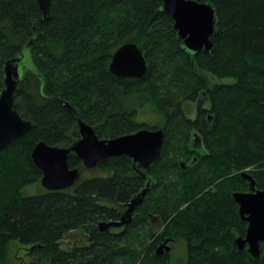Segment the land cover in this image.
I'll use <instances>...</instances> for the list:
<instances>
[{"label":"trees","instance_id":"trees-1","mask_svg":"<svg viewBox=\"0 0 264 264\" xmlns=\"http://www.w3.org/2000/svg\"><path fill=\"white\" fill-rule=\"evenodd\" d=\"M196 1L216 12L212 53L184 49L161 0H51L47 21L35 0H0V92L5 62L23 57L14 103L33 123L0 151V264H15L14 242L27 248L28 264H264L262 247L252 258L234 244L247 224L232 197L248 190L241 173L264 191V0ZM127 43L146 59L142 80L108 69ZM76 116L99 139L161 129L158 160L144 171L113 157L95 168L104 176L22 196L42 176L30 158L34 145H73ZM67 164L84 169L72 153ZM148 180L132 222L100 231L98 223L119 220ZM75 230L85 244L62 248ZM165 239L184 243L181 262L165 250L156 255Z\"/></svg>","mask_w":264,"mask_h":264},{"label":"water","instance_id":"water-1","mask_svg":"<svg viewBox=\"0 0 264 264\" xmlns=\"http://www.w3.org/2000/svg\"><path fill=\"white\" fill-rule=\"evenodd\" d=\"M35 1L42 13L41 21H47L51 0ZM161 1V11L172 18V27L177 37L182 40L184 49L193 54L200 51L212 53L211 39L215 36L218 23L212 5L196 0ZM22 59L20 56L9 59L3 67V89L0 92V151L33 127L32 121L20 117L14 103V94L22 78ZM108 69L117 78L142 80L148 72V65L139 47L127 43L114 51ZM64 106L72 111L68 103H64ZM75 121L79 138L73 145L57 147L39 141L30 153L32 164L42 173L40 185L47 191L69 189L78 181L79 171L69 168L67 164L68 155L71 153L76 155L88 170L97 168L110 158L126 156L134 166L148 171L160 156L163 144L161 129L144 128L114 139H99L94 127L78 116ZM241 177L248 182V192H234L232 197L238 206L239 218L247 227L245 236L236 238L234 244L238 251L246 248L252 258H258L261 247L264 249V191L256 189L255 181L248 173H241ZM150 184L148 180L145 188L127 203L126 210L119 220L99 222L98 229L104 231L110 227L129 225ZM163 250L169 252L165 243L157 247L156 255L162 254Z\"/></svg>","mask_w":264,"mask_h":264},{"label":"rangeland","instance_id":"rangeland-1","mask_svg":"<svg viewBox=\"0 0 264 264\" xmlns=\"http://www.w3.org/2000/svg\"><path fill=\"white\" fill-rule=\"evenodd\" d=\"M193 105H194L193 103L187 104V107H186L187 116L193 117L194 115ZM146 121L151 122V123H155V122L158 123V121L153 116H150V115L146 117ZM95 176H104V174L98 169L88 170L84 168L83 170L79 172L80 180L82 178H91ZM43 190L44 189L40 185V181H39L33 185H29L23 188L21 191V195L30 196V195L38 194L42 192ZM151 223H152V229L154 232H159L162 229V224L160 223L159 219L153 218V221ZM84 244H85V237H84L83 232L81 230H75V231L68 233L65 236L62 242V248L64 249L69 248V247L71 248L75 245L83 246ZM174 245L175 247L172 249H169V252H170L171 258H174L175 261L179 263L185 257V245L182 241L175 242ZM9 252L15 264H28L30 262L29 258L26 255L27 248L24 246H20L19 244L15 242L11 243L9 247Z\"/></svg>","mask_w":264,"mask_h":264},{"label":"flooded vegetation","instance_id":"flooded-vegetation-1","mask_svg":"<svg viewBox=\"0 0 264 264\" xmlns=\"http://www.w3.org/2000/svg\"><path fill=\"white\" fill-rule=\"evenodd\" d=\"M197 142H198V141H197V139L195 138L194 143H197ZM246 192H248V190H247ZM175 242H179V241H173V240L165 239L164 241L159 242V245H158V246H160V245H162L163 243H165V247H167V248H169V249H172V248L175 247V245H174ZM169 253H170V252H169Z\"/></svg>","mask_w":264,"mask_h":264}]
</instances>
